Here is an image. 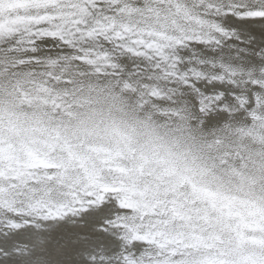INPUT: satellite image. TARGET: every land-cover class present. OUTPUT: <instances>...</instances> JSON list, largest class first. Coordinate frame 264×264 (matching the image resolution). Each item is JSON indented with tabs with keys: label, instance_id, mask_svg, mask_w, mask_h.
I'll return each mask as SVG.
<instances>
[{
	"label": "snow or ice",
	"instance_id": "1",
	"mask_svg": "<svg viewBox=\"0 0 264 264\" xmlns=\"http://www.w3.org/2000/svg\"><path fill=\"white\" fill-rule=\"evenodd\" d=\"M0 264H264V0H0Z\"/></svg>",
	"mask_w": 264,
	"mask_h": 264
}]
</instances>
